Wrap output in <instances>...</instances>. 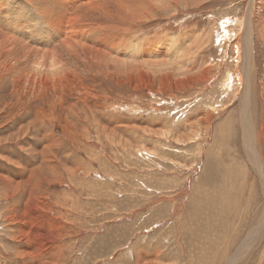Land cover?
Masks as SVG:
<instances>
[{
	"label": "rangeland",
	"instance_id": "rangeland-1",
	"mask_svg": "<svg viewBox=\"0 0 264 264\" xmlns=\"http://www.w3.org/2000/svg\"><path fill=\"white\" fill-rule=\"evenodd\" d=\"M81 1L65 0L67 7ZM248 1L203 0L133 28V41L167 32L209 37L191 52L194 69L164 58L167 65L109 74L65 59L68 76L42 93L0 82V264L230 263L264 211V143L262 179L244 153L235 87L225 90L227 77L236 78L227 32L243 22ZM21 5L5 0L1 22L32 48L52 52L63 40L56 9ZM257 5V125L264 133V0ZM133 46L122 47L124 67L138 55ZM152 49L158 60L171 56L168 44ZM37 213L60 222L58 229L40 224ZM45 233L54 242L40 246L37 235ZM237 264H264V233Z\"/></svg>",
	"mask_w": 264,
	"mask_h": 264
},
{
	"label": "bare ground",
	"instance_id": "bare-ground-1",
	"mask_svg": "<svg viewBox=\"0 0 264 264\" xmlns=\"http://www.w3.org/2000/svg\"><path fill=\"white\" fill-rule=\"evenodd\" d=\"M4 1L5 0H0V7ZM23 1L26 2V5H21L22 9H25L26 6H29L30 8L37 7L45 13L56 9V12L54 13V22H56L57 30L62 33H59V35H63L62 43H58L57 48L50 53L41 51V49H34L35 47L32 48L33 46L31 47L26 40L17 36V34H13L12 31L5 26L4 21L1 22L2 11L0 10V82L8 80H5V78H10L12 83L16 85L23 83L26 89L31 87L33 92L34 90L39 89V92L42 93L47 89L48 83H59L60 79L62 81V78L68 76V73L71 70L69 69V71L64 67L66 63H64L62 67L60 66V63L65 59H67L71 65L75 63V66L79 65L80 67L85 68V70L98 68L101 72L102 70L106 72L109 71V74H111L110 69L114 67L119 69L118 72L122 75L129 74V71H131L134 65L139 68L138 71L143 72L140 67L144 68L150 65H167L166 61L168 59L176 61L177 64L184 63L190 67L194 63L196 64L193 59L197 58V55L195 56V52L194 54L191 53L193 52V49L196 48L198 50L200 46L202 47V44L210 41L208 36V38L195 37V35H191L190 31H187L184 34L180 32L181 34H179V37H171V34H169L170 32L163 35L157 34L152 40L140 39L139 41L138 39L140 37L138 36V39L133 41L131 40L133 38L130 37L134 27L140 28L141 26L156 20L158 17L170 14V11L172 10L177 11L179 6L189 7L192 4L201 3L203 0H82L78 4L69 5L68 7L65 0ZM248 2L247 12H245L247 14L244 16L243 22H238L235 25V30L232 29L233 31L224 27V32L225 29H228V39L235 42L234 44L236 48L234 51V57H232L233 60L234 58L236 60V68L234 72L236 78L233 80V77L230 76V74L225 81L226 89H224L228 91L230 88L232 90L233 86L235 87L234 92L236 96H234L237 102H239L238 115L241 122V139L243 142L244 153H246L249 164L263 179L264 170L262 171L263 160L261 147L264 143V133L258 132L257 125L259 108V103H257V82L259 79L257 80L258 69L254 59L255 46L253 44V35L255 34L253 20L258 11L257 4L259 3V0H249ZM108 3H110L113 10H110L111 8L107 6ZM101 19H105L107 23L105 25H99L98 22ZM261 34L264 38V25ZM156 43L169 45V50H171L170 58L166 55L163 57V61L158 60V57L162 54L160 55V51L152 49V45ZM132 44H136L135 46L137 47L135 51L138 55H132L133 62L131 63L133 64L129 66L131 68H127L121 65L124 61V58L121 57H128L123 53L126 52L125 48L133 46ZM123 46H125L124 49L122 48ZM232 46L233 45H229L228 48ZM196 49L195 51H197ZM179 50H181L180 53ZM228 54V57H231L230 53ZM119 55L122 56L120 57ZM148 58H153L155 62L157 61L158 63H152L154 60H149ZM164 58L167 60L165 61ZM136 60H140L141 62H136ZM125 62L130 63L128 60ZM125 62L124 64L127 65ZM119 66H121V68H118ZM67 67L69 66L67 65ZM194 67L195 66L193 65V69ZM208 67L209 72L214 69L212 65ZM73 71L77 72V70ZM225 90H223V92H225ZM225 94L227 93L225 92ZM2 178L3 177L0 176L1 181L4 180ZM6 184L8 188L13 189L8 181ZM26 207L27 212L33 211L31 206ZM44 215H46V218H44ZM34 216L35 220H41L39 221L40 224H45L46 222L47 224H50L51 230H54L55 227L58 229L57 226L60 225V222L57 223L56 221L48 223V220L51 218L47 214L37 213ZM259 222L260 224L258 227L256 225L252 229L249 236L230 260L229 264H237L239 261L244 260L251 244L261 233H264L261 232L262 229H264V211L257 224ZM37 236L43 237L40 246H47L48 240L54 242L53 237L47 233H45L44 236Z\"/></svg>",
	"mask_w": 264,
	"mask_h": 264
}]
</instances>
